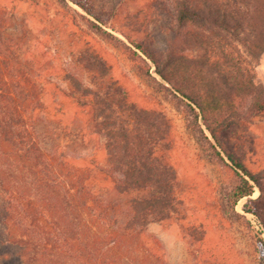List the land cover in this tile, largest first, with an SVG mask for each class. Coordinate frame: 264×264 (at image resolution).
<instances>
[{
	"label": "trees",
	"instance_id": "16d2710c",
	"mask_svg": "<svg viewBox=\"0 0 264 264\" xmlns=\"http://www.w3.org/2000/svg\"><path fill=\"white\" fill-rule=\"evenodd\" d=\"M1 1L0 189L7 196L0 203V244L21 264H165L140 238L149 224L176 212V174L158 152L170 146L167 121L131 103L110 67L86 50L80 61L92 75L88 84L71 72L66 77L70 98L88 107L87 126L104 139L106 158L103 165L73 158L74 132L81 137L87 130L64 123L57 98L48 92L51 72L40 64L26 29L8 33L16 25L7 24L11 10ZM175 6L178 24L190 28L201 56L171 52L158 58L144 44H131L188 102L204 126L200 132L210 135L205 138L224 149L222 131L264 110V86L254 81L264 52V0H175ZM227 157L249 178L241 176L236 202L250 196V181H257L240 161ZM101 183H110L114 192H96L93 185Z\"/></svg>",
	"mask_w": 264,
	"mask_h": 264
},
{
	"label": "rangeland",
	"instance_id": "374dc122",
	"mask_svg": "<svg viewBox=\"0 0 264 264\" xmlns=\"http://www.w3.org/2000/svg\"><path fill=\"white\" fill-rule=\"evenodd\" d=\"M1 2L11 10L10 15L5 14L7 24L16 25L8 33L17 36L26 29L40 64L51 72H46L48 92L57 98L55 108L64 123L72 121L75 130H87L85 139L74 132L76 137L70 143L73 158H80L84 165H103L106 158L104 139L87 126L88 107L70 98L72 87L66 77L71 72L88 84L92 75L80 61V56L87 58L86 50L110 67L111 78L131 103L159 112L167 121L170 146L165 150L161 145L158 152H163L176 174V212L169 220L149 224L141 233L150 253L165 264H264V247L260 245V240L264 241V110L249 122L222 131L224 149L214 147L205 138L210 137L208 132H200L204 126L195 120L188 102L131 44H144L158 58L171 52L187 58L201 56L202 51L190 41V28L176 20L175 0ZM254 73L255 83L264 86V52ZM228 154L257 181H250L254 192L236 202L234 192L241 185V176L249 178L235 170ZM93 188L114 192L110 183ZM6 196L0 189V203ZM0 264L21 262L9 246L0 244Z\"/></svg>",
	"mask_w": 264,
	"mask_h": 264
},
{
	"label": "built area",
	"instance_id": "2783aa9c",
	"mask_svg": "<svg viewBox=\"0 0 264 264\" xmlns=\"http://www.w3.org/2000/svg\"><path fill=\"white\" fill-rule=\"evenodd\" d=\"M253 223V222H252ZM255 223V222H254ZM259 229V227H257Z\"/></svg>",
	"mask_w": 264,
	"mask_h": 264
}]
</instances>
